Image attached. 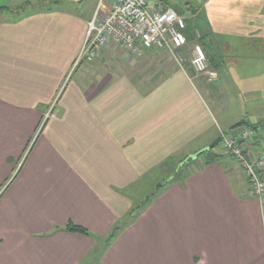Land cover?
Returning <instances> with one entry per match:
<instances>
[{"label": "crops", "instance_id": "0c3cea01", "mask_svg": "<svg viewBox=\"0 0 264 264\" xmlns=\"http://www.w3.org/2000/svg\"><path fill=\"white\" fill-rule=\"evenodd\" d=\"M80 2L0 0V264H264V207L232 158L206 156L165 184L156 173L185 153L182 169L241 120L260 122L246 99L255 58L219 59L213 82L195 75L204 95L180 67L146 86L113 65L131 60L114 42L71 75L89 22L109 10ZM197 10L209 40L264 38V0Z\"/></svg>", "mask_w": 264, "mask_h": 264}, {"label": "built area", "instance_id": "2783aa9c", "mask_svg": "<svg viewBox=\"0 0 264 264\" xmlns=\"http://www.w3.org/2000/svg\"><path fill=\"white\" fill-rule=\"evenodd\" d=\"M190 17L149 0H115L104 16L100 17L97 10L89 22L85 42L72 71L82 61L91 63L96 60L110 42L131 53L162 48L170 56H175L189 43L185 29ZM176 61L181 63V59ZM191 63L195 72L204 75L208 81L219 78V71L211 66L203 45L194 46ZM252 138L254 131L241 127L237 132L222 133L221 147L240 165L251 195L264 207V152L255 148Z\"/></svg>", "mask_w": 264, "mask_h": 264}, {"label": "rangeland", "instance_id": "374dc122", "mask_svg": "<svg viewBox=\"0 0 264 264\" xmlns=\"http://www.w3.org/2000/svg\"><path fill=\"white\" fill-rule=\"evenodd\" d=\"M104 2H108L109 4V10L111 9L113 3L115 0H81L80 6L85 8L86 10L90 11L93 9H99L98 4H102ZM152 2V4H158L159 2H162L163 0H149ZM171 3V6L173 9H180V10H185L184 16H192L191 11L189 10L188 7H192L193 9H200V7L204 6L205 2L208 0H167ZM164 2V1H163ZM47 7H53L54 3L53 2H48L46 4ZM45 8V1H40L38 3H34L31 5H25L22 7V10L20 12H26V11H33L37 9H42ZM108 10V11H109ZM107 11V12H108ZM199 14V13H198ZM197 14V15H198ZM205 15L200 14V18L204 17ZM215 40L211 37L210 40H207V43H204L205 46L209 49V52L211 54V57L213 59H222L225 63L231 64L234 61L239 62L240 60L245 61V59L248 58H255L253 60L256 61V68L252 71H250V83L253 84V86L250 84V94L251 96L248 97L246 96V99H251L253 101V104H250L251 106H256L257 108V113L260 122L259 123V128L254 130V128H251L250 126L241 124L236 125L231 127L228 131L223 132V134H230L234 131L237 132V129L241 127H247L251 128L254 131V138H252V143L254 144L255 148H260L264 152V38H261L259 35H249V36H231V37H226V36H218L215 35ZM200 34L199 32L194 31V35L192 39L189 40L188 45L180 50L179 54H176L175 56H171L166 52V50L162 48H153L150 50H140L137 53H131L128 50L124 49L122 46L117 45L116 47H119V49L123 50L127 55L130 60L128 63V60L123 59L119 60L117 59L116 61L113 62V65L119 66V65H128L127 67L129 69V73L132 77L137 78V76H143L145 80L147 81V85H153L163 77H165L171 70L175 69L176 67H180L182 65L184 67L185 72L189 74V76L193 79L194 86L196 89L199 90V92L204 95V90L201 88L199 85L198 80L195 78V75H200L197 74L192 66L191 59H192V51L195 45L201 44L203 42L200 41ZM110 46V44H108ZM202 45V44H201ZM100 56V55H99ZM98 56V58H99ZM118 57V56H117ZM97 58V59H98ZM181 59V63L179 64L176 59ZM95 61V60H94ZM93 61V62H94ZM107 62V61H106ZM242 63V61H240ZM239 62V65L241 63ZM85 62H81L73 71H71V75L75 73L76 70ZM223 64V62L221 63ZM125 67V66H124ZM224 66H218L217 69L219 72H222V75L224 73ZM191 69V71L189 69ZM126 69V67H125ZM182 69V68H181ZM262 69V70H261ZM105 72V71H103ZM112 72V71H111ZM231 73H246L245 71H230L229 74ZM70 75V76H71ZM237 86L239 85L240 80L236 79ZM252 86V87H251ZM215 97L217 95H220L221 93H224L223 90L220 92L216 93L214 92ZM208 96V95H207ZM209 101L210 98H208ZM53 107L50 109V111L45 115V118L41 124L44 125L46 124L49 116L53 112ZM257 124V123H256ZM258 125V124H257ZM221 137V134L220 136ZM216 152L221 155V157H229L236 162L234 157L226 153L225 149L221 147V141L220 143L215 147ZM187 155L185 153H181L179 156H176L174 162H164L162 164V167L158 169V172L156 170V173L162 174L163 182L166 183L172 174H174L175 170L177 169L179 171V174L181 172V175L185 174L186 172L194 170L197 166L201 165L204 163V159L207 160V155H199L197 158H195L192 162L189 161L183 168L181 169L182 164L185 163L184 158ZM236 164L240 167V165L236 162ZM241 169V167H240ZM242 170V169H241ZM246 181V179H245ZM247 183V182H246ZM248 185V184H247ZM163 186V185H162ZM249 187V186H248ZM130 219V218H127ZM128 222L127 220L121 222L122 224Z\"/></svg>", "mask_w": 264, "mask_h": 264}, {"label": "trees", "instance_id": "16d2710c", "mask_svg": "<svg viewBox=\"0 0 264 264\" xmlns=\"http://www.w3.org/2000/svg\"><path fill=\"white\" fill-rule=\"evenodd\" d=\"M164 1V0H163ZM162 1V6H163V8L164 9H167V8H169V7H172L171 6V3L169 2V1H167V0H165L164 2ZM3 7H0V9H2ZM175 10L178 12V14H180V15H182L181 14V11L182 10H180V9H176L175 8ZM189 10H191V14H192V16L187 20V28L185 29V34H186V36H187V38H188V41L190 40V39H192V37H193V35H194V31L195 32H199V34H200V41L201 42H203V43H201L203 46H204V48H205V50H206V52H207V55H208V58H209V61H210V64H211V66L213 67V68H216V61H217V59H213V57H211V54H210V52H209V49L205 46V44L204 43H207V40H209L206 36H203L202 35V32H201V25H200V18L198 19V17H197V14L199 13V11L197 10V9H193V8H191V7H189ZM189 69V68H188ZM190 71H191V69H189ZM239 125H241V124H244V125H247V126H250L251 128H254V130H256L257 131V129L259 128V123H257V124H254V123H250L248 120H246V119H244V120H241L239 123H238ZM238 124H236V125H238ZM235 126V125H234ZM233 126V127H234ZM216 148H214L213 150H210V151H208V152H205V153H203L202 155H207V157H208V159L209 160H207L205 163H210V162H213V161H215V160H218L219 158H221V155L219 154V153H217L216 152V150H215ZM171 161H173V159L171 160ZM154 193L155 192H153L152 194H151V196L152 195H154ZM150 196H148V198H149ZM148 198H146V199H144L143 201H142V203H141V205H139L138 207H136L135 208V210H133L130 214H129V216L128 217H130V216H132L133 214H134V212H136L139 208H140V206H142L144 203H146L147 201H148ZM126 220V219H125ZM125 220H123V221H125ZM123 221H121V222H123ZM116 229H119V227H116ZM66 230H68V231H77V232H86V230L82 227V226H79V225H77V224H74V223H69L67 226H66ZM113 236V235H112Z\"/></svg>", "mask_w": 264, "mask_h": 264}, {"label": "water", "instance_id": "95a60500", "mask_svg": "<svg viewBox=\"0 0 264 264\" xmlns=\"http://www.w3.org/2000/svg\"><path fill=\"white\" fill-rule=\"evenodd\" d=\"M221 141V137H218L217 139H215L213 142H211L208 146L202 148L201 150H199L198 152H196L195 154L191 155L190 157L195 159L197 158L199 155L208 152L210 150H213Z\"/></svg>", "mask_w": 264, "mask_h": 264}]
</instances>
